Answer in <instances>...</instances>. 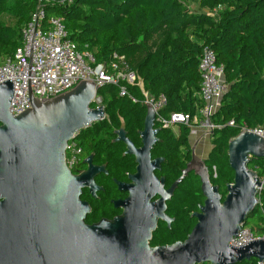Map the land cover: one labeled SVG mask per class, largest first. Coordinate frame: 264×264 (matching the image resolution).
I'll use <instances>...</instances> for the list:
<instances>
[{"label": "trees", "instance_id": "1", "mask_svg": "<svg viewBox=\"0 0 264 264\" xmlns=\"http://www.w3.org/2000/svg\"><path fill=\"white\" fill-rule=\"evenodd\" d=\"M189 3H197L199 9H190ZM37 6V0H0V64L13 58L21 44L22 29ZM43 7L47 17L62 19L69 39L79 50L89 52L95 63L123 56L149 97L165 96L166 104L160 111L164 116L196 113L202 104L199 59L204 48L214 52L228 88L210 117L214 128L204 165L223 200L226 184L233 182L229 140L242 125L248 129L264 125V0H51ZM125 88L123 95L115 84L98 88L106 116L77 133L75 141L81 153L76 168L81 159L93 154V161L105 164L117 178L134 171V157L124 154L122 142L113 141V132L124 128L139 147L138 132L143 128L146 106L138 86ZM230 121L235 125H229ZM189 136L190 128L183 124L176 132L160 128L151 156L164 158L156 175L165 177L166 187L191 159ZM247 167L263 184L258 206L247 215L244 226H251L259 235L264 229V157H250ZM200 184L192 171L177 186L167 202V215L173 221L169 227L158 223L150 245L172 244L187 237L196 223L192 214L204 200ZM85 220L91 222L92 214ZM257 262L250 258L238 264Z\"/></svg>", "mask_w": 264, "mask_h": 264}, {"label": "water", "instance_id": "2", "mask_svg": "<svg viewBox=\"0 0 264 264\" xmlns=\"http://www.w3.org/2000/svg\"><path fill=\"white\" fill-rule=\"evenodd\" d=\"M30 106L14 116L9 111L13 96L10 80L0 83V264H238L264 260V239L232 246L248 214L258 206L263 182L247 167L250 157H264V138L242 131L229 140L227 155L233 182L226 184L222 200L210 183L204 160L192 154L180 176L168 187L160 169L163 157L151 158L159 127L149 103L141 145L135 146L124 128L114 130L115 142L125 145V155L134 157L135 172L128 183L118 182L127 197L116 201L123 213L111 220L84 222L89 206L81 201V188L93 194L101 187L93 177L106 173L94 165L92 154L84 171L74 174L66 164V147L77 133L105 119L102 106L90 107L95 95L92 82L81 81L70 91L37 101L29 89ZM200 179L203 203L192 216L196 223L183 241L150 245L159 221L170 226L173 218L166 201L187 176ZM154 196L157 199L151 200Z\"/></svg>", "mask_w": 264, "mask_h": 264}, {"label": "built area", "instance_id": "3", "mask_svg": "<svg viewBox=\"0 0 264 264\" xmlns=\"http://www.w3.org/2000/svg\"><path fill=\"white\" fill-rule=\"evenodd\" d=\"M51 0H37L38 6L31 14L29 22L22 29L20 46L15 50L13 58L0 64V83L10 80L13 85L9 111L16 116L30 106L29 89L37 101L54 98L70 91L81 81L92 82L95 86L93 107L102 106L97 90L105 83L119 86V94H125L126 85H136L144 95V103H149L155 112L156 127L174 129L180 124L190 128L194 135L198 128L205 135L211 133L214 125L210 117L219 107L220 100L228 85L223 78L222 67L216 64L214 52L209 48L202 50L198 70L200 74L199 96L202 104L191 116L187 113L172 112L168 116L161 114L166 104L164 95L149 97L143 90L140 77L130 70L123 56H114L107 63H95L92 55L81 51L69 39L61 18L46 16L44 3ZM235 125L233 121L228 123ZM239 132L251 131L264 138V125L248 129L240 126ZM81 148L75 139L70 140L66 147V164L70 170L75 169L80 160ZM264 239V229L256 235L250 228L242 226L238 234L230 241L232 246L243 245L254 239ZM262 264V262H257Z\"/></svg>", "mask_w": 264, "mask_h": 264}, {"label": "flooded vegetation", "instance_id": "4", "mask_svg": "<svg viewBox=\"0 0 264 264\" xmlns=\"http://www.w3.org/2000/svg\"><path fill=\"white\" fill-rule=\"evenodd\" d=\"M115 137L113 138V141H114ZM156 157H162V156H156ZM156 157L151 156L152 159L156 158ZM84 159L85 158L81 159V162H80L78 168L72 169V172L74 174H78L79 172L84 171L87 168V165L83 162ZM92 163L94 165H98V166L104 165L106 173L100 172V173H97L93 177L94 183L97 186L101 187V189L96 190L94 194L92 192H90L88 187L81 188L80 199H81V201L86 202L89 206V212L86 214L85 219L90 214H92V220H90L91 222H86V220L84 219V222L87 224L96 223L100 219L111 220V219H113V218H115V217H117L123 213V210H124L123 206L122 205H116L115 202L116 201H118V202L123 201L127 197L128 193H127V191L119 190L116 181L122 182V183H128L129 182V180L127 178L128 174L135 172V167H134V171L127 173L126 177L117 178L116 176L110 175L105 164H99L97 162H94L93 161V154H92ZM163 163H164V160L161 163L160 168L163 165ZM159 170L154 171L155 176H157L156 172ZM157 177L160 178L163 176H157ZM164 187L168 188V187H166V184H165V177H164ZM157 198H158V196H154L151 200L153 201ZM168 201H170V200H168ZM168 201H166V210H165L166 214H167V202Z\"/></svg>", "mask_w": 264, "mask_h": 264}, {"label": "rangeland", "instance_id": "5", "mask_svg": "<svg viewBox=\"0 0 264 264\" xmlns=\"http://www.w3.org/2000/svg\"><path fill=\"white\" fill-rule=\"evenodd\" d=\"M190 9L192 10H198V4L197 3H189L188 4ZM196 135H191L189 136V144H190V148H191V156L192 154L194 155V157L196 159L199 160H204L211 148V143H210V134L205 136L204 140L201 141H195ZM248 228H250L251 226H247Z\"/></svg>", "mask_w": 264, "mask_h": 264}, {"label": "crops", "instance_id": "6", "mask_svg": "<svg viewBox=\"0 0 264 264\" xmlns=\"http://www.w3.org/2000/svg\"><path fill=\"white\" fill-rule=\"evenodd\" d=\"M205 12L207 11V10H204ZM174 131L176 132L177 131V127L174 129ZM196 135V138H194L195 139V141L197 140V141H201V140H204L205 139V134H204V132H203V130L202 129H200V128H198L197 130H196V133L194 134V136ZM210 140V139H209Z\"/></svg>", "mask_w": 264, "mask_h": 264}]
</instances>
